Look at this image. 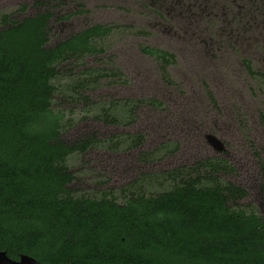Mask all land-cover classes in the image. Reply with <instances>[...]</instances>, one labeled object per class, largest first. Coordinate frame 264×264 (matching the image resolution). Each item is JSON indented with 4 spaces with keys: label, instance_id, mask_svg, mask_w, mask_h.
<instances>
[{
    "label": "rangeland",
    "instance_id": "rangeland-1",
    "mask_svg": "<svg viewBox=\"0 0 264 264\" xmlns=\"http://www.w3.org/2000/svg\"><path fill=\"white\" fill-rule=\"evenodd\" d=\"M20 4L27 6L18 10ZM44 11L51 13L47 46L88 25H113L109 34L93 40L101 54L58 67L51 108L62 116L60 139L71 144L92 133L100 139L143 133L135 148L122 136L117 151L96 146L71 155L66 164L74 175L69 186L74 196L111 191L121 201L120 189L141 173L224 158L233 171L220 173V178L246 192L235 204L255 210L264 221V125L259 116L264 111V0H0V15L15 21ZM232 16L242 18L241 23ZM144 45L174 54L167 67L174 84L164 82L157 61L141 53ZM244 59L257 73L247 72ZM87 68L92 76H81ZM106 71L112 75L95 77ZM88 79L91 84L83 83L81 89V81ZM147 97L163 106L130 103L137 117L129 125L97 118L109 110L123 120L125 106L112 99ZM209 133L225 144L223 153L207 143ZM170 141L178 143L174 154L150 163L138 159L140 152ZM241 147L245 151H238ZM150 187V194L161 191Z\"/></svg>",
    "mask_w": 264,
    "mask_h": 264
},
{
    "label": "trees",
    "instance_id": "trees-1",
    "mask_svg": "<svg viewBox=\"0 0 264 264\" xmlns=\"http://www.w3.org/2000/svg\"><path fill=\"white\" fill-rule=\"evenodd\" d=\"M43 25L26 18L0 34V250L51 264H264L263 221L229 207L218 186L123 205L69 195L51 64L100 30L47 49Z\"/></svg>",
    "mask_w": 264,
    "mask_h": 264
},
{
    "label": "flooded vegetation",
    "instance_id": "flooded-vegetation-1",
    "mask_svg": "<svg viewBox=\"0 0 264 264\" xmlns=\"http://www.w3.org/2000/svg\"><path fill=\"white\" fill-rule=\"evenodd\" d=\"M27 5L26 4H20L18 10H24L25 7ZM11 15L9 14H1L0 15V34L3 30L14 26V25H19L20 23L23 22L24 19L26 18H40L44 21V30L46 33V41L44 43V47L47 49L50 48H54L56 47L58 44H60L61 42L68 40L70 37L74 36L75 34H77L78 32L84 30V29H88L90 27H99V30L97 35H94L92 37H90L87 40L86 45H88V48H83L80 51H77L76 53H72L71 51H64L61 53V56L54 61L51 64V67L54 69V76L52 78L49 79V83L53 85V91L51 94V98H50V105H49V109L52 110L51 108V101L53 98V95L56 91V87L53 84V80L56 78L57 74H58V67L59 65L63 62V61H76L80 58H82L83 56L86 55H96V54H101L103 49L97 47L94 43L93 40L95 39H99L100 37H103L107 34H109V32L112 31L113 29V25L110 24H92V25H88L87 27L83 28L82 30L76 32L75 34L70 35L69 37H67L66 39L59 41L57 43H55L53 46H47V42H48V20L51 17V13L44 11V12H38L35 13L34 15H30V16H24L23 18H21L18 21H15L13 19L10 18ZM237 16H232L231 19H234ZM228 20L229 24H232V20ZM241 19L240 17H237L236 20L239 21V23H241ZM224 41L226 42L227 40L224 39ZM102 50V51H101ZM140 51L141 53H143L144 55L153 57L159 66V71L161 73V76L164 80V82H166L167 84H174V81L172 79L169 78L168 76V71H167V67L171 64L174 63V54L168 50H164L160 47L157 46H150V45H144L140 47ZM244 66L247 70V72L249 74H255L257 73L256 71H254L253 67L251 66L252 63L250 60L248 59H244L243 60ZM86 71H89V74L86 73ZM90 69H83L81 71V76H88L91 77L92 73H90ZM109 76L112 75V73L110 71H106L102 72V73H96L95 77L99 76V77H105V76ZM94 77V78H95ZM93 78V79H94ZM96 80V79H95ZM83 83L89 85L91 84V82L83 80L80 83V87L81 89L84 88L83 87ZM206 87V85H205ZM208 88V87H207ZM78 96H82L80 95V93H76ZM207 96L209 97L210 101H212V103H215V97H213L212 92L209 90V88L207 89ZM83 98H86L83 96ZM114 102L117 103V105L119 104H123L125 107V111L123 113L124 119L122 120L119 116H112L108 111L109 110H103V112L100 115H97V118L102 120L103 122L107 123V124H123V125H129L131 123H133L136 119V110L134 109L135 107L130 105V103L135 104V105H142V104H147L150 106H155V107H162L163 103L159 100H157L154 97H147V98H141L139 100L137 99H132V98H121V99H112ZM131 106L133 107V109H131ZM111 108V105H110ZM263 111V110H262ZM53 112V110H52ZM54 115H56L58 117V128H57V138L62 141L60 139V131L62 128V116L60 115V113L58 111L53 112ZM134 115L135 118H132V116ZM260 119L264 125V111L263 113H259ZM125 120V121H124ZM122 136L124 138H126L129 142V148H135L137 147L142 139H143V133H133V134H129V133H117L116 135H112L109 136L107 138L104 139H100L98 138L94 133L89 134L81 139H78L77 141L72 142L71 144H66L64 141H62L65 144L66 147V153L64 154V156L62 157L61 160V165L64 167V169L62 170V172L66 173L69 177V180L64 184V186L66 187L69 195H71L72 197H88V198H95V199H99L101 198V196L105 195L106 198L110 199L113 197V200L118 204V205H123L126 203L127 200H129L130 198H134L138 195H143L145 198H154L157 196H160L164 193L167 192H172L174 190H176L178 187H183V186H190L192 188H205V187H215L218 186L220 188V190L227 196V205L233 209H240L245 211L246 213H252L255 216H258L261 220L262 218L257 214V212L255 210L249 209V208H242L240 206H237L235 203L236 201H238L239 199L243 198L246 194L245 190L240 187L237 186L229 181H223L220 178V173L223 172H229V171H233V167L226 161V159L224 158H211V157H206L204 159H200L197 160L191 164H186V165H179L175 168L172 169H168V170H161V171H157V172H148V173H141L138 176H136L134 179H132L129 183L126 184L125 187L121 188L119 193L120 194V199L121 201H118V197L116 193H113L111 191H101L100 195L98 197H92V196H74L73 193L70 191V183L73 181L74 179V175L73 172L70 170V168L67 166V159L74 154H82L85 153L88 149L92 148V147H96V146H101L104 147L108 150H112V151H117L120 149L121 147V138ZM205 139L207 141V143L214 148V150L216 152H224L225 150V144L219 139L218 136H216L215 134H206L205 135ZM178 148V143L177 142H165V143H161L159 144L157 147H154L152 149H148L145 151H142L139 153L138 155V159L143 162V163H150L153 162L155 160H158L159 158H163L165 156H169L172 155L176 152ZM238 151H245V149H243V147H241ZM261 171L263 174V181H264V165L262 164L261 167ZM148 184V185H146ZM156 185L157 189L161 190L157 193H152L150 194V191L152 190V188L150 187L151 185ZM169 185V188L164 189L163 187ZM264 185V184H263ZM147 187V188H146ZM154 189V188H153ZM164 189V190H163ZM230 195H234L233 197ZM263 221V220H262ZM264 223V221H263Z\"/></svg>",
    "mask_w": 264,
    "mask_h": 264
},
{
    "label": "water",
    "instance_id": "water-1",
    "mask_svg": "<svg viewBox=\"0 0 264 264\" xmlns=\"http://www.w3.org/2000/svg\"><path fill=\"white\" fill-rule=\"evenodd\" d=\"M0 264H51V263L40 262L35 258L26 254L19 255L17 259H12L6 255L5 251L0 250Z\"/></svg>",
    "mask_w": 264,
    "mask_h": 264
},
{
    "label": "bare ground",
    "instance_id": "bare-ground-1",
    "mask_svg": "<svg viewBox=\"0 0 264 264\" xmlns=\"http://www.w3.org/2000/svg\"><path fill=\"white\" fill-rule=\"evenodd\" d=\"M196 48V47H195Z\"/></svg>",
    "mask_w": 264,
    "mask_h": 264
}]
</instances>
